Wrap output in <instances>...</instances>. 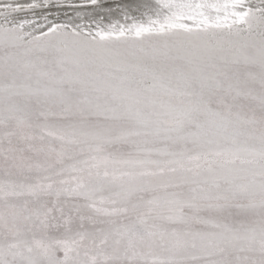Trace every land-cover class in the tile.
Returning <instances> with one entry per match:
<instances>
[{"label":"snow or ice","instance_id":"snow-or-ice-1","mask_svg":"<svg viewBox=\"0 0 264 264\" xmlns=\"http://www.w3.org/2000/svg\"><path fill=\"white\" fill-rule=\"evenodd\" d=\"M0 264H264V0H0Z\"/></svg>","mask_w":264,"mask_h":264}]
</instances>
